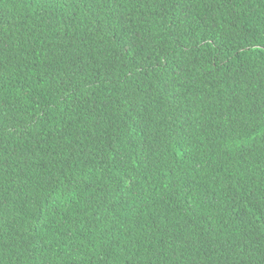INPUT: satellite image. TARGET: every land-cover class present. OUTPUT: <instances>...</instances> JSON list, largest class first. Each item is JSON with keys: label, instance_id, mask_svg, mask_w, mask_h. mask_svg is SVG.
Instances as JSON below:
<instances>
[{"label": "trees", "instance_id": "1", "mask_svg": "<svg viewBox=\"0 0 264 264\" xmlns=\"http://www.w3.org/2000/svg\"><path fill=\"white\" fill-rule=\"evenodd\" d=\"M0 264H264V0H0Z\"/></svg>", "mask_w": 264, "mask_h": 264}]
</instances>
